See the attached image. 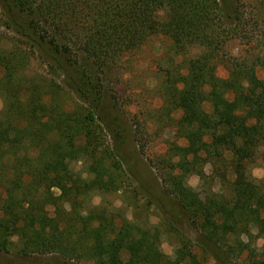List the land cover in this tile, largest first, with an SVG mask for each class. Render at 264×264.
I'll return each instance as SVG.
<instances>
[{
    "label": "trees",
    "instance_id": "16d2710c",
    "mask_svg": "<svg viewBox=\"0 0 264 264\" xmlns=\"http://www.w3.org/2000/svg\"><path fill=\"white\" fill-rule=\"evenodd\" d=\"M242 23L238 10L225 21L218 0H0V40L8 43L6 48L0 45V251L15 245L21 255L140 264L121 259L124 248L138 237L149 241L143 264H198L190 249L194 241L173 222L169 229L179 247L168 258L147 232L136 229L132 234L129 222L123 220L115 228L98 213L76 209L91 186L115 187L101 166L104 139L95 118L104 82L125 54L155 35L168 37L175 54L199 49L188 59V76L168 80L163 88L167 109L175 110L180 102L198 108L184 121L187 145L171 147L153 164L166 189L192 228L214 244L242 224L253 223L262 232L263 201L247 210L220 202L212 218L200 220L194 208L198 194L185 184L187 176L198 172L199 161L222 160L228 154L235 185L250 188L243 175L245 164L264 144V78L258 75L264 73V44L256 54H229L226 48L232 40L252 45L247 30L238 29ZM32 62L42 68V86L23 77ZM61 90L77 97L75 108H61ZM206 104L209 112L203 109ZM67 155L93 156L95 176L92 181L88 175L80 179L74 195H55L52 190L62 188Z\"/></svg>",
    "mask_w": 264,
    "mask_h": 264
},
{
    "label": "rangeland",
    "instance_id": "374dc122",
    "mask_svg": "<svg viewBox=\"0 0 264 264\" xmlns=\"http://www.w3.org/2000/svg\"><path fill=\"white\" fill-rule=\"evenodd\" d=\"M225 21H229L235 10L243 15V24L238 29L247 30L252 45L243 39L232 40L226 50L229 54L244 56L251 50L256 54L263 48L264 4L261 0H218ZM7 41L0 45L7 47ZM192 48L185 54H175L171 40L163 35L151 37L138 50L125 54L104 82L105 93L98 113L103 141L102 167L107 177L114 180V189L99 190L95 185L91 191L81 195L76 209L91 210L100 214L105 223L112 221L115 228L124 221L129 222L130 232L143 230L154 240V246L166 257L173 258L179 247L169 221L194 241L190 247L198 264H264V230L249 223L235 233L227 235L219 244H214L198 234L188 223L187 213L178 200L166 189L161 172L157 171V160L172 147L187 145L183 138L184 121L193 117L198 109L192 102H180L175 110L166 108L163 88L166 83L184 78L188 73V59L198 53ZM41 66L35 62L26 65L24 78L42 86L46 81L38 74ZM223 75L222 71L219 73ZM258 75L264 78V73ZM24 80V79H23ZM32 82V81H31ZM32 82V83H35ZM196 82V79L194 80ZM59 105L71 110L79 103L76 96L59 91ZM4 102L0 96V111ZM204 111L209 112L206 104ZM167 151V152H166ZM98 152L94 158H98ZM230 156L222 160L199 161L197 170L185 179V184L198 194L195 210L197 217L212 218L217 205L222 202L238 210H247L264 202V144L255 156L245 164L243 175L250 188L235 185L234 169ZM65 177L62 188H54L55 195L61 192L75 194L80 179L94 175L93 156L64 159ZM91 164V173L88 174ZM163 165L161 164L160 168ZM159 168V170H161ZM68 209V205H65ZM51 212L52 209H49ZM96 223L92 222L91 226ZM148 239V240H150ZM16 242V239H12ZM146 242V243H145ZM148 243V244H147ZM149 241L135 237L121 253V259L133 258L140 264L147 251ZM140 249L142 252L137 251ZM215 258V259H214ZM0 264H95L92 259L67 260L58 254L21 255L14 246L9 251H0Z\"/></svg>",
    "mask_w": 264,
    "mask_h": 264
}]
</instances>
